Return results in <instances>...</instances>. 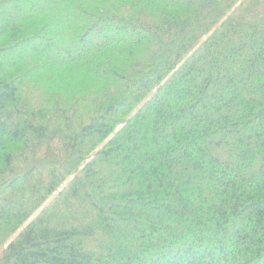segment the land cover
<instances>
[{"label":"trees","instance_id":"16d2710c","mask_svg":"<svg viewBox=\"0 0 264 264\" xmlns=\"http://www.w3.org/2000/svg\"><path fill=\"white\" fill-rule=\"evenodd\" d=\"M0 264H264V0H0Z\"/></svg>","mask_w":264,"mask_h":264}]
</instances>
